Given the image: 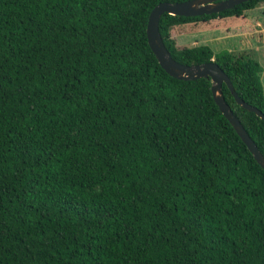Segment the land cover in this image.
Returning a JSON list of instances; mask_svg holds the SVG:
<instances>
[{
    "label": "trees",
    "instance_id": "trees-1",
    "mask_svg": "<svg viewBox=\"0 0 264 264\" xmlns=\"http://www.w3.org/2000/svg\"><path fill=\"white\" fill-rule=\"evenodd\" d=\"M182 1L0 0V264H264V169L210 79L171 77L146 40L151 8ZM262 3L158 32L264 114L256 59L171 37ZM221 92L264 157V122Z\"/></svg>",
    "mask_w": 264,
    "mask_h": 264
},
{
    "label": "water",
    "instance_id": "water-1",
    "mask_svg": "<svg viewBox=\"0 0 264 264\" xmlns=\"http://www.w3.org/2000/svg\"><path fill=\"white\" fill-rule=\"evenodd\" d=\"M246 0H186L182 2H159L149 11L146 19L145 35L149 48L160 67L171 77L181 80H192L200 77L210 79V90L214 102L223 116L228 120L242 142L246 145L254 160L264 169V157L260 154L253 141L249 138L238 119L223 99L221 84L224 83L234 101L243 109L253 112L264 122V114L256 107L242 101L235 93L228 77L215 62L200 64H181L170 56L158 32V19L162 13L181 16H196L215 13Z\"/></svg>",
    "mask_w": 264,
    "mask_h": 264
},
{
    "label": "rangeland",
    "instance_id": "rangeland-1",
    "mask_svg": "<svg viewBox=\"0 0 264 264\" xmlns=\"http://www.w3.org/2000/svg\"><path fill=\"white\" fill-rule=\"evenodd\" d=\"M171 37L177 45L207 44L214 52L226 49L234 55H250L262 67L261 80L264 84V3L245 10L239 17L214 20L208 25L174 27Z\"/></svg>",
    "mask_w": 264,
    "mask_h": 264
},
{
    "label": "crops",
    "instance_id": "crops-1",
    "mask_svg": "<svg viewBox=\"0 0 264 264\" xmlns=\"http://www.w3.org/2000/svg\"><path fill=\"white\" fill-rule=\"evenodd\" d=\"M261 73H262V71H261ZM260 81H261V85H262L263 92H264V84H263V82H262V80H261V74H260Z\"/></svg>",
    "mask_w": 264,
    "mask_h": 264
}]
</instances>
